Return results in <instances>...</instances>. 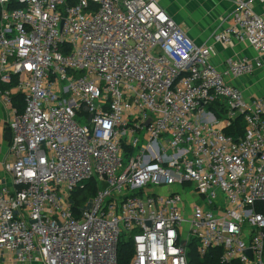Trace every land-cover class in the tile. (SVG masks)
I'll use <instances>...</instances> for the list:
<instances>
[{
    "label": "built area",
    "instance_id": "obj_1",
    "mask_svg": "<svg viewBox=\"0 0 264 264\" xmlns=\"http://www.w3.org/2000/svg\"><path fill=\"white\" fill-rule=\"evenodd\" d=\"M254 1L237 0L213 42L259 57L221 71L214 45H196L156 0H0L12 111L0 264H120L130 241L129 264H190L193 246L221 249L220 264H264V98L228 80L264 68ZM238 118L235 140L224 130ZM91 180L97 195L74 208Z\"/></svg>",
    "mask_w": 264,
    "mask_h": 264
},
{
    "label": "crops",
    "instance_id": "obj_2",
    "mask_svg": "<svg viewBox=\"0 0 264 264\" xmlns=\"http://www.w3.org/2000/svg\"><path fill=\"white\" fill-rule=\"evenodd\" d=\"M175 22L187 33L198 46L214 45L212 63L221 71L226 70L229 60L250 58L257 59V50L248 44L237 43L232 47L215 44L213 36L225 31L233 24V12L237 0H156ZM255 12L264 14V3L254 1ZM230 84L241 89L247 99L264 98V68L252 75L228 78ZM12 111L0 99V175L2 165L11 160L10 139L7 137ZM3 179V177H1ZM1 183H6L5 179Z\"/></svg>",
    "mask_w": 264,
    "mask_h": 264
},
{
    "label": "trees",
    "instance_id": "obj_3",
    "mask_svg": "<svg viewBox=\"0 0 264 264\" xmlns=\"http://www.w3.org/2000/svg\"><path fill=\"white\" fill-rule=\"evenodd\" d=\"M13 106L18 113H22L25 109L24 98L19 95H13ZM218 119H223L227 114V109L224 105L216 103L209 109ZM227 136L233 137L235 140L242 137L245 133V124L242 118H238L234 123L224 130ZM100 186L95 180H91L84 184L83 188L78 190L72 196L74 208L80 209L86 206V203L93 199ZM257 211L264 215V204L257 207ZM134 254V245L132 241L122 243L119 249V262L120 264H129V260ZM222 255L221 249H215L208 252L205 257L199 256L196 246L189 251L190 264H220V257Z\"/></svg>",
    "mask_w": 264,
    "mask_h": 264
},
{
    "label": "water",
    "instance_id": "obj_4",
    "mask_svg": "<svg viewBox=\"0 0 264 264\" xmlns=\"http://www.w3.org/2000/svg\"><path fill=\"white\" fill-rule=\"evenodd\" d=\"M7 137L10 139V133H7ZM248 253H251L250 251Z\"/></svg>",
    "mask_w": 264,
    "mask_h": 264
}]
</instances>
